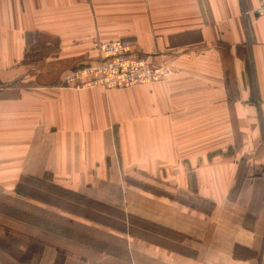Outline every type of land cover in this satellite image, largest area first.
<instances>
[{
	"label": "crops",
	"instance_id": "obj_1",
	"mask_svg": "<svg viewBox=\"0 0 264 264\" xmlns=\"http://www.w3.org/2000/svg\"><path fill=\"white\" fill-rule=\"evenodd\" d=\"M259 6L0 0V193L51 178L192 251L150 245L147 264H264ZM43 38L53 50L30 76L32 49ZM97 40L128 41L133 55L168 66L170 77L123 89L57 84L68 69L97 60ZM141 177L158 193L142 189ZM1 220L11 222L0 213Z\"/></svg>",
	"mask_w": 264,
	"mask_h": 264
},
{
	"label": "rangeland",
	"instance_id": "obj_2",
	"mask_svg": "<svg viewBox=\"0 0 264 264\" xmlns=\"http://www.w3.org/2000/svg\"><path fill=\"white\" fill-rule=\"evenodd\" d=\"M52 45V40L43 38L37 49H32L28 75L39 73L35 63H45ZM99 61L98 56L95 62L68 69L56 83L73 89L138 87H115L94 76L79 74ZM24 80L27 82L29 77ZM0 85V89L4 88V84ZM45 180L29 181L12 196L0 193V213L8 215L11 221H0V264H134V252L138 254L137 263L147 264L150 245L155 244L192 253L186 246L166 242L165 236L150 234L159 231L146 220L66 191L50 183L51 178ZM127 180L126 183L132 182L131 178ZM139 184L148 192L158 193L151 178L141 177ZM160 192L167 194L164 189ZM204 206L206 211L211 209L210 204Z\"/></svg>",
	"mask_w": 264,
	"mask_h": 264
},
{
	"label": "built area",
	"instance_id": "obj_3",
	"mask_svg": "<svg viewBox=\"0 0 264 264\" xmlns=\"http://www.w3.org/2000/svg\"><path fill=\"white\" fill-rule=\"evenodd\" d=\"M259 4L258 13L264 14V0H259ZM95 50L100 61L96 66L80 70L82 77L94 76V79L115 87L140 86L170 77L168 66H152L146 58L133 55L131 44L127 41H96Z\"/></svg>",
	"mask_w": 264,
	"mask_h": 264
},
{
	"label": "trees",
	"instance_id": "obj_4",
	"mask_svg": "<svg viewBox=\"0 0 264 264\" xmlns=\"http://www.w3.org/2000/svg\"><path fill=\"white\" fill-rule=\"evenodd\" d=\"M239 255H238V253H237V250H236V257H238Z\"/></svg>",
	"mask_w": 264,
	"mask_h": 264
}]
</instances>
